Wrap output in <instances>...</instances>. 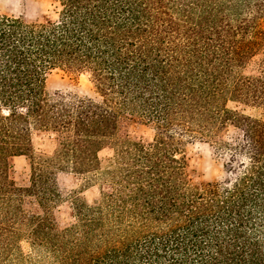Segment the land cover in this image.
I'll return each instance as SVG.
<instances>
[{"label":"trees","instance_id":"16d2710c","mask_svg":"<svg viewBox=\"0 0 264 264\" xmlns=\"http://www.w3.org/2000/svg\"><path fill=\"white\" fill-rule=\"evenodd\" d=\"M52 1L54 21L0 16V264H264V0ZM54 70L87 74L95 97L51 94ZM133 117L151 141L128 137ZM34 131L56 135L50 155ZM183 140L225 178L190 184ZM59 173L99 188L64 228Z\"/></svg>","mask_w":264,"mask_h":264},{"label":"rangeland","instance_id":"374dc122","mask_svg":"<svg viewBox=\"0 0 264 264\" xmlns=\"http://www.w3.org/2000/svg\"><path fill=\"white\" fill-rule=\"evenodd\" d=\"M58 5L52 0H0V16L18 17L27 22H44L58 18ZM48 90L51 94L75 98H93L94 89L87 74H69L54 70L49 75ZM229 109L242 111L244 114L259 117L258 110L245 108L235 103L228 104ZM155 134L154 125L133 117L128 120L127 135L132 140L151 141ZM230 135V133H229ZM56 135L48 131H34L32 135L33 156H48L56 146ZM182 155L186 162V175L190 184L205 185L220 182L225 178L221 160L215 156L212 148L199 140H183ZM112 156L110 149L99 153L101 167H105ZM14 180L18 187L29 185V160L26 157H17L13 160ZM84 178L72 173H59L57 185L62 195L61 202L55 209V216L61 228L74 222L73 202L77 198L91 203L99 195L97 185L84 186ZM24 207L31 211L36 208L33 198H24ZM24 252L27 245L22 244Z\"/></svg>","mask_w":264,"mask_h":264}]
</instances>
